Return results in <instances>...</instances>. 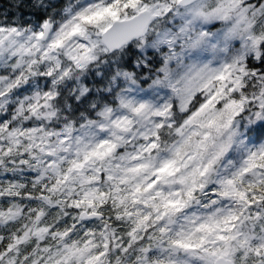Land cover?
Masks as SVG:
<instances>
[{
    "label": "snow or ice",
    "instance_id": "6c2138e0",
    "mask_svg": "<svg viewBox=\"0 0 264 264\" xmlns=\"http://www.w3.org/2000/svg\"><path fill=\"white\" fill-rule=\"evenodd\" d=\"M0 264H264V0H0Z\"/></svg>",
    "mask_w": 264,
    "mask_h": 264
}]
</instances>
